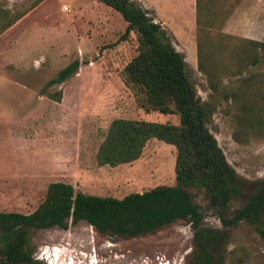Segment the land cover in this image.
I'll list each match as a JSON object with an SVG mask.
<instances>
[{
    "label": "rangeland",
    "instance_id": "rangeland-1",
    "mask_svg": "<svg viewBox=\"0 0 264 264\" xmlns=\"http://www.w3.org/2000/svg\"><path fill=\"white\" fill-rule=\"evenodd\" d=\"M192 1L135 0L161 22L182 54L186 76L209 109L205 126L228 164L246 179H259L264 175V133L238 131L234 103L212 92L197 69ZM31 2L0 0V10L10 15L27 9L0 33V210L32 211L52 181L116 198L173 185L174 147L163 141L149 140L130 162H96L97 148L114 118L178 123L176 114L144 112L125 84L122 69L135 41L130 33L116 42L125 25L120 15L97 0H41L28 8ZM216 30L264 41V0H238ZM75 59L74 74L44 86ZM218 59L228 62L223 53ZM263 68L264 57L249 70ZM239 80L223 78L222 87L233 88ZM56 93L57 101L49 96ZM192 194L202 223L227 233L224 264H264V238L250 224L241 221L224 228L202 194ZM30 235L33 255L44 264H182L192 241L189 221L179 218L137 237L101 235L84 221L68 222L65 229H32Z\"/></svg>",
    "mask_w": 264,
    "mask_h": 264
},
{
    "label": "trees",
    "instance_id": "trees-1",
    "mask_svg": "<svg viewBox=\"0 0 264 264\" xmlns=\"http://www.w3.org/2000/svg\"><path fill=\"white\" fill-rule=\"evenodd\" d=\"M41 0H32L31 8ZM116 11L125 23L116 42L134 34V53L122 73L144 112L176 114L178 123L114 118L96 151L98 165L114 166L137 159L151 139L174 147V184L156 185L116 198L75 190L52 181L42 200L28 213L0 210V264H44L34 257L31 230L84 221L99 234L137 237L175 219H187L192 229L190 249L182 264H224L227 233L206 226L192 192L201 193L226 228L244 221L264 238V175L249 180L228 164L205 126L209 109L189 82L184 60L160 25L135 0H97ZM238 0H194L197 69L208 88L235 105L233 122L243 133H264V68L250 71L264 57V41L222 33L220 23ZM26 10L10 15L0 10V33ZM227 56L221 63L218 54ZM77 59L49 78L44 86L63 82L76 72ZM245 75H242L243 73ZM239 76L233 88L222 80ZM59 100L60 93L49 95ZM234 138L237 140L235 134Z\"/></svg>",
    "mask_w": 264,
    "mask_h": 264
},
{
    "label": "crops",
    "instance_id": "crops-1",
    "mask_svg": "<svg viewBox=\"0 0 264 264\" xmlns=\"http://www.w3.org/2000/svg\"><path fill=\"white\" fill-rule=\"evenodd\" d=\"M192 5H193V9H194V0L192 1ZM155 19V18H154ZM155 21V20H154ZM156 22H158V23H160V25H161V22L160 21H157L156 20ZM162 22H163V20H162ZM164 23V22H163ZM162 26V25H161ZM163 27V26H162ZM164 28V27H163Z\"/></svg>",
    "mask_w": 264,
    "mask_h": 264
}]
</instances>
